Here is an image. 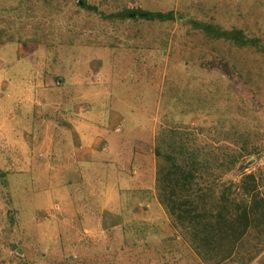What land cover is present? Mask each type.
<instances>
[{
	"label": "rangeland",
	"instance_id": "1",
	"mask_svg": "<svg viewBox=\"0 0 264 264\" xmlns=\"http://www.w3.org/2000/svg\"><path fill=\"white\" fill-rule=\"evenodd\" d=\"M79 2L0 0V264H207L160 201L156 149L229 152L223 179L246 166L264 198V0ZM83 129L108 154L80 161ZM120 140L140 174L121 191ZM259 218L248 264H264Z\"/></svg>",
	"mask_w": 264,
	"mask_h": 264
},
{
	"label": "trees",
	"instance_id": "2",
	"mask_svg": "<svg viewBox=\"0 0 264 264\" xmlns=\"http://www.w3.org/2000/svg\"><path fill=\"white\" fill-rule=\"evenodd\" d=\"M79 5L90 7L85 0ZM144 13L130 9L120 15L159 21L175 15L174 11ZM233 36L240 39L238 33ZM180 147L188 148L186 155L177 151ZM201 150L198 145H181L169 151L158 146L157 157L165 163L157 185L160 201L168 209L173 225L207 264H220L231 257L234 264H248L254 258L252 252L250 257L240 256L249 252L245 239L255 222H263L259 217L264 218L259 183L254 174L244 172L246 166L238 170L243 175L239 181L223 179L234 168V160L227 158L229 152H213L219 159L216 163L204 157Z\"/></svg>",
	"mask_w": 264,
	"mask_h": 264
},
{
	"label": "crops",
	"instance_id": "3",
	"mask_svg": "<svg viewBox=\"0 0 264 264\" xmlns=\"http://www.w3.org/2000/svg\"><path fill=\"white\" fill-rule=\"evenodd\" d=\"M81 114H82V112H80V115ZM118 119H120V124H121V121H123V117L121 115H119L117 113H113L110 117V120L112 122H114V124H118V122H117ZM91 125L94 127L93 124H91ZM91 125H86L85 127L87 128L88 126L90 127ZM85 127H84V129H85ZM84 129L82 131L77 132V135H79L78 136L79 138H76V139H78L79 141L77 144H75V156L78 159H80V161H88V160L93 159V154L98 152V151H101V152L104 151L102 153L108 154L107 152H108L109 145L108 146L105 145L103 138H100L99 135H97L95 131H94L95 134L91 135L89 133V131L86 132ZM117 129H119V128L116 127V131H118ZM119 131L121 132V129ZM26 139H27L29 146L33 144V140H34L33 135L27 136ZM122 143H123V141L120 140L119 144H117L118 146H116V147L120 148V157L121 158H119L120 160L117 159V161H115L116 162L115 166H116V169L118 170V173H119L118 178L120 179V180L117 179L118 182H116V183L119 185L120 191L124 190L127 185H130V187L128 189H134V185L132 182L137 183V178L140 175L136 172V170L131 171V169H128V166H130V164L128 163L129 159L132 157H133L132 161H134L135 159H134L133 155L132 156L129 155L128 156L129 159L125 156L123 157V155H122L123 149H121V148H123ZM34 146L35 145H33V147ZM137 147L139 148L140 144H138L136 146V148ZM142 156H144V154H142ZM124 162H126V164ZM146 163H147L146 160H144L141 163V165H145ZM11 166H14V165H11ZM120 169H122V171H128V170H130V171L128 173L120 172ZM79 173H80V175L83 174L82 177L84 178L83 171L79 170Z\"/></svg>",
	"mask_w": 264,
	"mask_h": 264
},
{
	"label": "built area",
	"instance_id": "4",
	"mask_svg": "<svg viewBox=\"0 0 264 264\" xmlns=\"http://www.w3.org/2000/svg\"><path fill=\"white\" fill-rule=\"evenodd\" d=\"M118 131H119V129H117ZM52 210H60L61 209V207H60V205H59V203H57V204H55V205H53L52 206V208H51ZM47 212H51L50 210H48ZM47 217H49L47 214H46V218Z\"/></svg>",
	"mask_w": 264,
	"mask_h": 264
}]
</instances>
